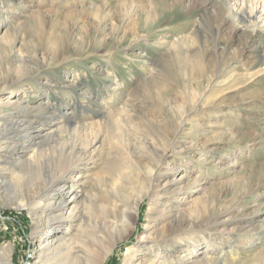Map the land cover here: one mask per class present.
Here are the masks:
<instances>
[{
	"label": "rangeland",
	"instance_id": "rangeland-1",
	"mask_svg": "<svg viewBox=\"0 0 264 264\" xmlns=\"http://www.w3.org/2000/svg\"><path fill=\"white\" fill-rule=\"evenodd\" d=\"M253 2L0 0V101L37 107L27 113L0 105V115L12 113L14 119L36 123L47 117L52 125L46 126V133L54 129L48 138L43 137L44 132L37 133L33 142L24 144L22 139H6L12 135L11 125L0 128V145L15 141L10 143L11 150L0 152V168L20 170L27 184L43 187L59 173L58 166L72 152L68 129L96 123L89 133L99 148L93 157L95 163L88 160L81 170L86 167L92 170L91 175L108 179L101 188L95 186V191L89 185L82 186L83 192L78 188L80 195L97 199V208L84 210L83 232L71 242L78 247L77 264H91L92 257L109 248L111 239L124 232L122 216L110 213L107 202L111 196L123 201L126 194L131 199L145 184L142 176L149 166L146 161L138 167L132 164L134 179L131 177L127 185L121 183L116 194L108 193L107 186L116 182L118 170L131 162L127 153L133 152L115 139L121 137L119 134L125 139L127 134L131 137L129 131L134 126L143 131L146 118L162 135L150 131V138L153 135L152 139L163 142L166 136L177 139L174 152L191 147L190 157L183 152L174 154L162 167L173 171L185 158L179 172L183 170L184 182L195 183L182 196L164 198V216L158 218L156 230L162 227L164 217L177 221L176 230L184 225L185 220L175 218L177 207L192 221L189 229L197 240L202 242L209 236V250L200 248L193 259L206 256L207 262L216 264H264V24L253 27L248 23L245 13ZM226 10H232L228 20ZM206 67L210 74L204 72ZM107 73L112 77L106 80ZM209 75L213 77L210 85ZM169 121L179 126L175 137L170 134L174 128ZM207 139L211 143L205 145ZM34 146L43 153L39 164L13 170V160L26 153L21 148L29 155ZM1 180L0 255L6 258L2 250L10 248L11 264H34L41 237L33 230L42 227L44 218L29 206H13L10 189ZM67 186L61 200L69 204L74 200L73 189ZM122 188L127 189L125 195ZM202 201L212 222L225 220L229 225H215L209 233L206 229L212 222L204 220V215L200 217L203 220H196ZM76 202L85 205L82 198ZM148 213L149 198L145 197L134 230L122 234L105 264H121L124 254L134 251L146 230ZM64 227L58 228V238L63 236ZM154 236L170 239L165 232H155ZM249 239L252 246L245 245ZM171 251L173 256L181 252L175 247ZM231 251L235 256L231 257ZM145 252L140 249L134 262L138 263ZM4 258L0 264H5Z\"/></svg>",
	"mask_w": 264,
	"mask_h": 264
},
{
	"label": "bare ground",
	"instance_id": "bare-ground-1",
	"mask_svg": "<svg viewBox=\"0 0 264 264\" xmlns=\"http://www.w3.org/2000/svg\"><path fill=\"white\" fill-rule=\"evenodd\" d=\"M242 8L243 7L241 5V7H239V10H241ZM247 10L248 11L247 13H245V17L248 20V23L252 24L253 27L254 26L256 27V25H258L259 23L264 24V0H254L253 4L248 6ZM231 11L226 10L227 14L226 16H224L225 20L229 19L230 14L228 13H231ZM49 51L51 52V50ZM203 70L207 74H210L211 72L210 71L211 69L208 70L207 67L204 68ZM111 77H112V74L110 73H107L105 75L106 80L110 79ZM212 80H213V77L209 75V80H208L209 85L211 84ZM0 105L2 106V108L3 107H7L11 109L14 108V110H19L18 112L27 111V113L29 112V110L37 109V107L30 108L28 107V105H25L23 102H19V103L17 101L11 102L9 100L3 101V102L0 101ZM45 110L47 109L43 108V111ZM33 111L35 112L36 110H33ZM11 114H7V117H3L0 115V128L8 124L12 126L11 128L12 135L6 139H10V140L15 139L17 141L22 139L24 144H26V143H30V141L33 142L35 135L37 133L39 134V133L44 132L43 133L44 135L42 134L43 137L48 138L49 136H51V134L54 131V129H51L49 132L46 133V126L52 125V122H50V118L43 117V120L41 122L38 123L37 121L36 123L33 120H28V119L26 120L23 118L14 119L16 116L13 117V114L12 116H10ZM46 122H49V124H47ZM169 123H171V126L174 128V129H171L170 134L175 137L176 133L179 130V126L175 125L176 123L173 124L172 121H169ZM102 124H104V122L102 123L101 121L100 125L102 126ZM55 125L56 124H53L52 127L55 128ZM154 125H155L154 122L147 120L146 118L145 122H143V126H144V129H146V131H144V129L142 131V129H140L139 127L134 126L132 127L131 131H129V135L131 137H129L127 134L126 135L127 138L125 139L122 134H119L121 135V137L118 136L115 139L119 145L125 146L124 148H126L127 146H130V149H132L133 152L127 153V155H129L131 158V162L129 163V165H125L123 169L119 168L120 170H118L119 173L116 176L117 177L116 182L112 184L113 186H107V188L109 189L107 190L108 193L110 192L115 193L116 189L119 187L121 183H124L126 185L128 184L129 179H131V177L133 176L132 170L136 172L133 168V165L138 167L142 161H146L147 162L146 164H148L149 167H145V173L142 176V179L144 180L145 184H142L143 185L142 188L136 189L134 194L132 193L133 195L131 196V199H130V196L126 194L127 189L123 190L124 188H122L123 190L122 194L123 193H124L123 195L126 194L125 196H123V201L113 200V198L115 197L113 196L112 198L111 196V199L113 201L111 200V202L110 201L107 202L108 210L110 211V213L117 212L119 215L122 216V219H123L122 224H123L124 232L120 233L118 237L111 239V243H110L111 245H109V248L103 249L99 254H97V256L92 257L93 261L91 262V264H105V262L109 258V255L113 251L117 242L122 240L123 238L122 234L126 232L130 234V232L134 230L135 221L139 215L140 203L143 201L145 197L149 198V213L147 214L148 224L145 226L146 230L138 238L137 245H136V248H134V251L128 250L124 254L121 264H178L177 262H180V264H216L215 261L207 262L206 256L205 258H202L201 260H198V259L196 260V258L193 259L194 258L193 256L196 255L197 251L200 250V248L208 249L211 246V243L208 241L209 236L203 237L202 242L197 240L196 239L197 237H195V233H193V231L189 229L190 225H192L191 223L192 221L189 222L190 220L186 219L179 212V209L177 207L174 209V212L176 213L175 218L176 220L179 218L180 219L182 218V221L185 220L184 225H182L181 223L179 229L176 230L177 228H176V225L174 224L175 221L173 222L172 220H170L169 217L168 218L164 217L162 227L159 230H156L157 229L156 222L158 221V218H162L164 216L163 209H164V203L166 202L164 198L167 199L171 195H175V194L183 195L195 183H193L192 181L184 182L185 176H184L183 170L179 172L182 169L183 164L185 163V158H182L181 161H179L181 165H179V167H177L176 169H173V171L163 169L162 167L163 163L169 160L174 154L183 152V154H185L187 157H190L191 147L182 148L180 149V151L174 152L177 146L179 145V142L177 139H176L177 141L175 139L173 140L170 139L171 143L169 145L167 144L168 145L167 146L166 142L168 141L170 142V140H168L169 138L166 139L167 137L166 135H165L166 137H164L165 138L164 142L156 138L152 139L153 135L150 138L151 136V135L149 136L150 131L153 132L154 134L155 133L158 134V132L153 129ZM158 125L159 124H157V126ZM95 126H96V123L91 122V123H86V124L83 123L81 125L75 126L74 128L68 129L70 130L68 136L71 141L70 146L72 148L71 149L72 152L68 156H66L64 164L62 162L61 163L62 165L60 164L58 166L60 167L58 169L59 173L54 174L52 177V180L48 184L45 183V186L43 187H39V185L36 183H33L32 186H30L31 184H27L26 178L24 177L23 173H20V170L17 172H13L9 170V167L0 168V180L3 179L4 184H6L9 187L11 198L13 199V201L11 202L13 206L17 208H23V207L29 206L31 207V210L33 212H35L36 210L39 211L41 217L44 218L42 227L40 228L38 226V227H35L33 230L34 235L41 237V242L38 246V249L36 250L38 253L37 261H35L34 264H77L79 262L78 247L72 245L71 242L76 234L78 235V233L80 234L81 232H83V227L86 221V213L84 212V210L86 209L92 210L95 207L97 208V199L93 198V196L91 195L89 196V194H86L85 196L83 194L80 195L78 193V188H82L81 191L83 192V187H84L83 185L85 186L89 185L91 186V190L95 191V186L96 188H101L102 182L108 179L106 177L99 178L96 175H91L92 170L86 167L84 171L81 170V168L86 164L88 160H92L93 163H95V160H93V157H94L95 152L98 151L99 148L96 147V144H97L96 138L95 137L91 138L89 136L90 129ZM27 130H29L28 133H25ZM55 130H58V129L55 128ZM22 132L24 133L23 136L21 135ZM132 133L134 134V136ZM158 136H162V135L158 134ZM14 142L15 141H13L12 143L10 142V143L13 144ZM10 143L5 142L4 145H0V152H7L11 150L12 145ZM207 143H211V142L207 139L205 140V145ZM192 148H195V147H192ZM195 150L198 151L197 148H195ZM21 151H24V152L26 151V153L22 154L19 158H16L17 160H13V162H15V164L13 165V170L14 169L18 170V168H22V167L31 168L33 164L35 163L39 164L38 161L39 159H41V155L43 154L39 152L40 151L39 149L35 147L34 150H31L32 152L29 155H28L29 151L27 149L21 148ZM140 152L142 156L137 154ZM60 153L61 152H59L58 156H61ZM21 157H23L22 160H20ZM108 164H110L109 161H108ZM112 164H114V162ZM84 173L86 174L89 173L90 175L84 178V175H83ZM164 175H167L166 179ZM81 177H83L84 179L81 180ZM0 182H2V180ZM133 182L131 181V183ZM67 185H70V188L73 189L72 198L74 200L69 202V204H67L66 202L64 203L61 200L63 196V191ZM42 198H45V199L42 200ZM79 198H82L85 203L83 207L81 205L79 206V204H77L76 202ZM39 202H42V203L39 204ZM120 203L122 205H120ZM154 209L157 210L156 214L154 213L155 211ZM195 214L197 215L196 220L202 219L200 217L204 215L205 217L204 220H207V222L211 221L209 219L210 215H209L208 207L205 201H202L201 209H199V211L197 210ZM206 214L207 216H205ZM258 217H255V218H258ZM218 224H221L223 226L229 225L228 222L225 220L219 222ZM218 224H215V222L209 223L206 230H208L209 233H211L210 230L213 229L214 226ZM61 226H65L63 228L64 232H63V236L58 238L56 235L58 232V228ZM234 231L236 232V229ZM155 232L169 233L170 239H168V237L166 238L163 237V238L158 239L157 237L154 236ZM181 235L185 237L183 238ZM177 237H179L178 240H176ZM258 239L260 238L258 237ZM258 239L256 238V240ZM252 240H254V238ZM250 241H251L250 239L249 241H246L245 245L246 246L250 245ZM173 245H176V246H173ZM253 246L255 245L253 244ZM173 247L177 248L178 251H181L179 254L177 253V256L172 255L171 249ZM213 248L214 247H211V249ZM140 249L146 250L145 256L146 255L148 256L145 257L143 254L141 257L142 259L138 263H135L134 259H135L136 253ZM10 250H11L10 248L2 250L6 258L0 255V262H2L1 258H4L3 260L5 264H11L10 259L8 257L11 254ZM230 254H232L231 257L235 256L234 251H231ZM244 258L246 257L244 256ZM187 260L189 262H187ZM183 261H185V263Z\"/></svg>",
	"mask_w": 264,
	"mask_h": 264
}]
</instances>
